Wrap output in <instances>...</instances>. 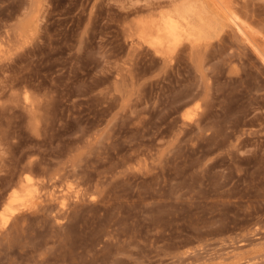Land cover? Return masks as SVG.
Returning <instances> with one entry per match:
<instances>
[{"label": "rangeland", "instance_id": "rangeland-1", "mask_svg": "<svg viewBox=\"0 0 264 264\" xmlns=\"http://www.w3.org/2000/svg\"><path fill=\"white\" fill-rule=\"evenodd\" d=\"M0 218V264H264V0H0Z\"/></svg>", "mask_w": 264, "mask_h": 264}, {"label": "bare ground", "instance_id": "bare-ground-1", "mask_svg": "<svg viewBox=\"0 0 264 264\" xmlns=\"http://www.w3.org/2000/svg\"><path fill=\"white\" fill-rule=\"evenodd\" d=\"M193 2V1H192ZM192 6V3H190ZM186 6V7H182L181 9H176V12L178 13V15H171V14H167L166 16H162L159 22H156L153 26V28H156V32H157V41L155 39H153L154 41H156L155 43H157L158 45H164L166 48V45L168 46L167 48H169L170 46H175V44L178 41V37H179V32H181V30L184 28H182L181 23L179 21L180 18H182L183 16H180V10L187 12V11H192V7L195 5L190 7ZM196 9V8H195ZM190 14V13H189ZM187 15V14H186ZM192 15V13H191ZM194 15V14H193ZM192 15V16H193ZM199 16V15H198ZM190 18V17H189ZM148 20V19H147ZM185 20V18H184ZM201 20V19H200ZM236 21V20H235ZM187 22V21H186ZM202 22V21H201ZM236 23V22H235ZM240 23V22H239ZM192 24V23H191ZM149 25V24H148ZM189 25V24H188ZM235 25V24H234ZM187 26V24H186ZM192 26V25H191ZM238 27L240 25H237ZM242 26V25H241ZM241 26L239 28H241ZM194 28V27H193ZM198 29V28H195ZM189 31V30H187ZM154 44V43H153ZM155 45V44H154ZM153 45V46H154ZM150 46V45H149ZM156 47V46H155ZM166 48V51H167ZM158 49V48H157ZM156 49V50H157ZM162 49V48H161ZM174 49V48H173ZM171 49H168V52ZM162 51V50H161ZM154 52V51H153ZM160 52V51H159ZM165 52V51H164ZM163 52V53H164ZM172 53V52H171ZM261 53V52H260ZM161 54V52H160ZM163 55V54H162ZM155 56V55H154ZM190 104V103H189ZM206 108V107H205ZM187 117V116H186ZM199 118V117H198ZM55 195V194H54ZM61 199V198H60ZM66 199V197H65ZM59 205V204H58ZM9 211H11V208L9 209ZM15 211V210H14ZM13 214V213H12ZM9 217V216H8ZM3 218V217H2ZM1 219V218H0ZM4 221V220H2Z\"/></svg>", "mask_w": 264, "mask_h": 264}]
</instances>
